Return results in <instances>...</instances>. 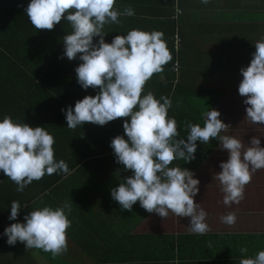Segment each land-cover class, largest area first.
I'll list each match as a JSON object with an SVG mask.
<instances>
[{
	"label": "crops",
	"instance_id": "obj_1",
	"mask_svg": "<svg viewBox=\"0 0 264 264\" xmlns=\"http://www.w3.org/2000/svg\"><path fill=\"white\" fill-rule=\"evenodd\" d=\"M232 5L221 0H209L208 4L201 0H115L114 9L123 12L130 6L135 15H121L119 24L105 25L104 39L111 43L116 35H127L132 29L163 32L174 63L176 60L180 63L179 70H173L172 59L163 72L155 73L146 82L142 96L152 92L156 99L162 96L171 99L168 118L177 122L176 139L187 140L186 121L203 127V113L214 108L221 114L219 119L231 126L220 135L241 140L245 148L252 137H257L264 147V124L256 125L246 119L248 105L243 103L246 97L238 92L243 79L240 69L250 64L255 42L264 37V0H245L243 9L235 6V2ZM71 31L66 21V29L59 33L58 46L51 48L56 57L58 54L68 59L64 56L63 37ZM178 33L181 41L176 49ZM98 40L99 37H94L93 43ZM22 52L27 58L37 52V57L32 58H36L38 65L32 68L26 59L21 64L26 62L29 66L13 68L11 63L1 66L0 120L8 115L14 122L23 123L19 114L33 111L30 98L36 95L41 103L43 91L49 92L51 83L59 80L61 64L56 63L54 55L48 67L40 52ZM79 55L69 60L68 86L62 90L69 96L61 109L74 108L76 101L84 98L73 97L70 92L71 87L81 88L75 72L82 63ZM90 90L93 96L99 91L89 87L88 96ZM52 117L60 119L58 123L52 121L49 133L55 140L54 158L64 160L71 175L45 174L18 192L17 185L0 170V264H240L241 259L254 258L264 250V168L253 173L251 182L245 186L244 199L228 206L223 203L224 194L215 179L216 173L222 171L220 163L227 162L229 156L227 150L221 149L219 140L197 141L195 159L190 162L174 160L169 167L188 169L200 181L193 199L208 213L205 222L209 231L204 235L193 234L188 228V217H177L169 211L163 220L158 214L147 212L139 201L128 211L112 199L111 189L132 175L116 162L114 151L109 149L115 136L128 139L123 122L125 119L130 122V118H117L104 126L85 123L73 130L67 128L64 112L52 113ZM108 135L110 141L106 146L100 140ZM13 200L20 203L21 209L16 220H9ZM64 202L72 205L71 213H66L71 221L66 230V252L53 258L51 252L26 249L24 242L7 243L6 227L25 223L24 216L32 209L56 208ZM229 212L236 213L233 225L221 221V216ZM244 247L248 251L242 256L240 249Z\"/></svg>",
	"mask_w": 264,
	"mask_h": 264
},
{
	"label": "clouds",
	"instance_id": "obj_2",
	"mask_svg": "<svg viewBox=\"0 0 264 264\" xmlns=\"http://www.w3.org/2000/svg\"><path fill=\"white\" fill-rule=\"evenodd\" d=\"M201 2L208 4L209 0ZM114 4L115 0H30L24 11L39 30H52L62 18L66 19L72 31L63 37L64 56L73 60L79 53L82 63L75 68L77 82L84 90L99 89L95 96L77 100L74 108L61 109L67 128L74 130L85 123L104 126L117 118H130V122L128 119L123 122L128 139L117 135L110 147L116 162L132 175L111 189L112 199L128 211L139 201L147 212L156 213L163 220L169 211L177 217H188L189 231L204 235L209 231L205 222L208 213L193 199L200 181L192 171L169 165L176 159L186 162L195 159L197 141L219 140L221 149L227 150L229 156L227 162L220 163L222 171L216 173L215 179L220 182L223 203L230 206L244 199L245 186L251 182L253 173L264 168V147L257 137H252L245 148L241 140L220 135L231 126L219 119L221 114L214 108L203 113V127L186 121L187 140L176 139L177 122L168 118L171 99L167 96L156 99L152 92L142 96L146 82L155 73L163 72L173 59L164 34L132 29L106 43L105 25L119 24L121 15H135L132 7L126 6L120 12L114 9ZM94 37H99L97 43H93ZM254 45L256 50L250 64L240 69L243 79L238 92L246 97L243 101L248 105L246 119L258 125L264 124V37ZM176 69L178 62L173 70ZM54 143V137L43 127L14 122L8 115L0 120V170L17 185L18 192L45 174L71 175L67 163L54 158ZM20 209V203L13 200L9 220H16ZM71 210L69 202L56 208L32 209L24 216L25 223H12L5 228L7 243L24 242L26 249H42L51 252L53 258L63 254L68 248L66 230L71 226L66 213ZM221 221L235 224L236 213L222 215ZM247 251L246 247L240 249L242 256ZM240 264H264V250L254 258L241 259Z\"/></svg>",
	"mask_w": 264,
	"mask_h": 264
},
{
	"label": "trees",
	"instance_id": "obj_3",
	"mask_svg": "<svg viewBox=\"0 0 264 264\" xmlns=\"http://www.w3.org/2000/svg\"><path fill=\"white\" fill-rule=\"evenodd\" d=\"M221 1H229L230 6H233L232 2H235V6H239L240 9H243V3L245 2V0ZM29 3L30 0H0V70L2 68L1 66L5 64L8 65L9 63L12 64L13 68H19L20 65L26 66L28 64L32 68L37 66L38 63L36 62V58H32L37 57V52L33 54L32 57H29L28 55L27 58L24 57L22 50H35L40 52V54L48 61V67L52 62L54 54L51 48L58 46L59 33H63L66 29V21L62 18L60 23L56 24L52 30L35 29L24 11ZM239 3L241 4L239 5ZM257 13L259 14V12ZM48 52L51 55H49ZM54 58H56V63L60 62L61 64V73L58 77L59 80L51 83L52 88L51 90L48 89L49 92L43 91L40 100L41 103H39L38 96L36 95H33L30 98V106L33 110L31 114L26 112L19 114L20 118L24 121L23 123H27L31 127H43L48 133L52 132L51 129L53 128V123H58L60 121V119L53 120L52 113H60L61 107H63L67 101L69 94L68 92L62 90L68 86L66 79L69 77L71 72V68L68 67L69 59L64 57L61 58L58 54L57 57L54 55ZM26 59L28 64L26 62L21 64ZM59 68L60 65L57 64L56 69ZM48 70L49 69L47 68L44 73L46 76ZM30 71L35 72L34 69H31ZM45 84L46 83H44V86ZM87 90H84L82 86L81 88L71 87L70 92L73 97H85L88 96L86 92ZM96 93H98V91ZM96 93L94 95H96ZM89 95L93 96L91 90ZM44 99L52 101L43 107L48 102L43 101ZM109 139V135L101 137L100 142L106 144L107 146L110 141ZM109 149L113 150L112 148ZM59 178L60 177H58V179Z\"/></svg>",
	"mask_w": 264,
	"mask_h": 264
},
{
	"label": "built area",
	"instance_id": "obj_4",
	"mask_svg": "<svg viewBox=\"0 0 264 264\" xmlns=\"http://www.w3.org/2000/svg\"><path fill=\"white\" fill-rule=\"evenodd\" d=\"M180 41H181V37H180V35L178 33V34H176V37H175V47H176V49L179 48ZM177 62H178V69H176V72L179 70V65H180L178 60L175 61L174 65H176Z\"/></svg>",
	"mask_w": 264,
	"mask_h": 264
}]
</instances>
